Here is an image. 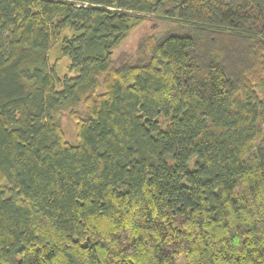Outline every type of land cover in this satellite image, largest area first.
I'll return each mask as SVG.
<instances>
[{"label": "trees", "instance_id": "trees-1", "mask_svg": "<svg viewBox=\"0 0 264 264\" xmlns=\"http://www.w3.org/2000/svg\"><path fill=\"white\" fill-rule=\"evenodd\" d=\"M0 264H264V0H0Z\"/></svg>", "mask_w": 264, "mask_h": 264}, {"label": "rangeland", "instance_id": "rangeland-1", "mask_svg": "<svg viewBox=\"0 0 264 264\" xmlns=\"http://www.w3.org/2000/svg\"><path fill=\"white\" fill-rule=\"evenodd\" d=\"M137 28H134V30L129 34L128 39L123 41L122 46L125 44V46H128L132 43L134 39V34L137 33ZM48 60L50 65L55 66V74L58 78H62L63 76L73 77L77 74V71H69V60L68 58L62 56L60 52V45H57L53 47L48 54ZM62 126L65 129L66 136L70 142H73V135L74 130L73 126L68 124L66 121H62Z\"/></svg>", "mask_w": 264, "mask_h": 264}]
</instances>
